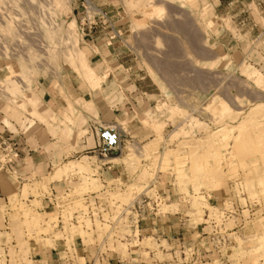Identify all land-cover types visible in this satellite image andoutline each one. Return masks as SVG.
<instances>
[{
  "label": "rangeland",
  "instance_id": "rangeland-1",
  "mask_svg": "<svg viewBox=\"0 0 264 264\" xmlns=\"http://www.w3.org/2000/svg\"><path fill=\"white\" fill-rule=\"evenodd\" d=\"M263 237L264 0H0V264H264Z\"/></svg>",
  "mask_w": 264,
  "mask_h": 264
},
{
  "label": "crops",
  "instance_id": "crops-1",
  "mask_svg": "<svg viewBox=\"0 0 264 264\" xmlns=\"http://www.w3.org/2000/svg\"><path fill=\"white\" fill-rule=\"evenodd\" d=\"M100 77H102L103 79L105 78L103 76ZM84 144H86V142ZM178 226L179 225H177V222L172 217H161L148 223V227L150 229H147V231H150V233H154L157 235L159 234L167 241H175L180 235L181 231ZM38 252L39 253L36 256L35 260H33L34 264H66L59 257V253H57V250L55 249H51L49 251H46L45 249H38ZM119 261L120 260L114 259V256L106 259L107 264H118ZM88 263L90 264V262H86V264Z\"/></svg>",
  "mask_w": 264,
  "mask_h": 264
},
{
  "label": "bare ground",
  "instance_id": "bare-ground-1",
  "mask_svg": "<svg viewBox=\"0 0 264 264\" xmlns=\"http://www.w3.org/2000/svg\"><path fill=\"white\" fill-rule=\"evenodd\" d=\"M79 57H80V60H79L80 65H79V67H81L84 77L87 79V81L91 84V86L93 88L96 87L97 85L100 84V82L103 80V78L100 77V76H97L96 73L90 68V66L87 64V62L85 60V57H84L83 53H81ZM159 128H160V126L158 127V130H160ZM67 169H68V164L64 165L61 168H58L56 170V172H55V176L60 178L61 176L67 175L68 174V170ZM74 170L77 173H79V174L87 172V168L85 166L81 165V164H78L77 167Z\"/></svg>",
  "mask_w": 264,
  "mask_h": 264
},
{
  "label": "built area",
  "instance_id": "built-area-1",
  "mask_svg": "<svg viewBox=\"0 0 264 264\" xmlns=\"http://www.w3.org/2000/svg\"><path fill=\"white\" fill-rule=\"evenodd\" d=\"M168 198H169V197H168ZM168 198H163L162 200L164 201V200H166V199H168ZM162 200H157V201H159V204H160V202H161ZM155 203L157 204L156 206L159 205L158 202H155ZM132 206H134V204H133Z\"/></svg>",
  "mask_w": 264,
  "mask_h": 264
}]
</instances>
